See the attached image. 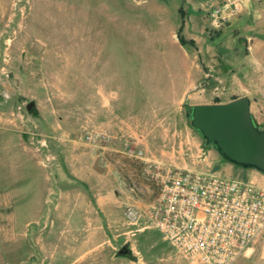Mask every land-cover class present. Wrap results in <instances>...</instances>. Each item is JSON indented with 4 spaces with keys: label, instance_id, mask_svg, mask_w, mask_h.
Segmentation results:
<instances>
[{
    "label": "rangeland",
    "instance_id": "rangeland-1",
    "mask_svg": "<svg viewBox=\"0 0 264 264\" xmlns=\"http://www.w3.org/2000/svg\"><path fill=\"white\" fill-rule=\"evenodd\" d=\"M241 94L264 128V0H0V264H185L130 155L260 186L184 117ZM134 116L151 132L92 137ZM233 264H264V231Z\"/></svg>",
    "mask_w": 264,
    "mask_h": 264
},
{
    "label": "built area",
    "instance_id": "built-area-1",
    "mask_svg": "<svg viewBox=\"0 0 264 264\" xmlns=\"http://www.w3.org/2000/svg\"><path fill=\"white\" fill-rule=\"evenodd\" d=\"M92 137L108 139L104 132ZM130 156L152 193V227L185 264H233L264 231V186L165 166L139 150Z\"/></svg>",
    "mask_w": 264,
    "mask_h": 264
},
{
    "label": "water",
    "instance_id": "water-1",
    "mask_svg": "<svg viewBox=\"0 0 264 264\" xmlns=\"http://www.w3.org/2000/svg\"><path fill=\"white\" fill-rule=\"evenodd\" d=\"M222 19L219 20L221 22ZM32 103L25 107L29 110ZM189 127L225 162L253 170L264 177V128H260L249 111V100L242 96L221 104L186 106ZM115 256L132 260L123 244Z\"/></svg>",
    "mask_w": 264,
    "mask_h": 264
},
{
    "label": "crops",
    "instance_id": "crops-1",
    "mask_svg": "<svg viewBox=\"0 0 264 264\" xmlns=\"http://www.w3.org/2000/svg\"><path fill=\"white\" fill-rule=\"evenodd\" d=\"M212 1H215V0H212ZM246 2H248V0H239V3L242 4V5H246ZM230 3H227V2H224V1L219 2L220 6H222V7L223 6L224 7H227V6H229ZM218 9L220 11V13L218 15V17H219V16H221V13L223 12V10L221 8H218ZM196 53H199V50H197ZM219 94L221 96H224V94L222 92L221 93H218V96H219ZM242 96H244V97L247 98V96L244 95V94L236 95V96H233V97L234 98H239V97H242ZM233 97L232 96L230 98H226V97L224 98L223 97L222 99H220L218 101H214V102L208 101V99H207L208 97H207L206 99L201 100V101H196V102L192 103L191 105L226 103V102L232 100ZM165 120H166V118L161 117V119H159L158 116H157L156 124L154 126H152V128H156L157 129L156 130V133H161V134L163 133V134H165V133L170 132L168 123ZM119 122L120 123L114 124L111 127H107L104 130H99V133L100 132H104L107 136H109L110 133L111 134H127V135H133V134L141 133V132H147V131L148 132H151L149 129L148 130L147 129H144L147 126L146 125L145 126L142 125V123H141V117H139V116L129 117L127 120H123V121H119ZM140 128H143V130H141ZM213 153L215 155H217L214 151H213ZM142 154H143V158L145 160L153 161V162H156V163L165 165V166H171V167H176V168H180V169H186V167L184 165H177V164H175L173 162H168V161H163L162 159H157L156 156H152L150 154H147L144 149H143V153ZM254 178L256 179V182H258V184L260 186H264V181L258 179L257 177H254ZM96 230H97V225H96Z\"/></svg>",
    "mask_w": 264,
    "mask_h": 264
},
{
    "label": "trees",
    "instance_id": "trees-1",
    "mask_svg": "<svg viewBox=\"0 0 264 264\" xmlns=\"http://www.w3.org/2000/svg\"><path fill=\"white\" fill-rule=\"evenodd\" d=\"M178 42H179L180 45H183L181 39H178ZM233 99H235V98H233ZM209 148H210V147H209ZM245 170H246V169H245Z\"/></svg>",
    "mask_w": 264,
    "mask_h": 264
}]
</instances>
